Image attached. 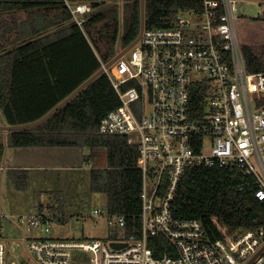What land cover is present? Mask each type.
Listing matches in <instances>:
<instances>
[{"label":"built area","instance_id":"2783aa9c","mask_svg":"<svg viewBox=\"0 0 264 264\" xmlns=\"http://www.w3.org/2000/svg\"><path fill=\"white\" fill-rule=\"evenodd\" d=\"M236 1L191 0L171 26H144L115 70H105L119 105L101 118L98 132L136 147L139 226L106 211L111 239H58L50 235V216H18L26 233L20 241L36 264H264V227L230 228L213 216L215 237L201 220L178 219L171 208L190 167L237 168L264 202V72L246 70ZM69 8L78 25L92 12L87 3ZM194 94L204 96L198 111ZM156 237L166 242L152 243ZM112 242L125 245L115 249ZM152 244L164 249L161 257ZM0 264L24 260H12L0 240Z\"/></svg>","mask_w":264,"mask_h":264},{"label":"trees","instance_id":"16d2710c","mask_svg":"<svg viewBox=\"0 0 264 264\" xmlns=\"http://www.w3.org/2000/svg\"><path fill=\"white\" fill-rule=\"evenodd\" d=\"M107 1L114 0H0V18L19 17L12 20L10 37L0 28V111L5 125L42 118L114 58L117 48L133 42L140 29V0H123L121 28L119 5L97 10ZM83 3L93 11L78 25L69 6ZM190 4L191 0H145V28L171 26L177 12ZM236 30L247 72H264V10L258 18H239ZM203 97L192 95L195 111ZM118 105L107 74L101 73L42 124L6 131L0 161L5 147L87 148L88 158L103 147L107 166L90 170L89 191L106 194L107 212L125 215L128 224L134 221L138 228L142 175L136 168V147L123 136L98 132L101 118ZM6 174L17 190L27 188V170L10 169ZM255 187L251 177L234 167H190L182 176L172 212L178 219L201 220L215 237L219 235L210 220L213 216L227 227L255 230L264 227V202L255 198ZM62 208V203L51 208L50 218L63 222ZM162 242V237L152 240L156 245ZM153 246L161 257L164 249Z\"/></svg>","mask_w":264,"mask_h":264},{"label":"rangeland","instance_id":"374dc122","mask_svg":"<svg viewBox=\"0 0 264 264\" xmlns=\"http://www.w3.org/2000/svg\"><path fill=\"white\" fill-rule=\"evenodd\" d=\"M113 3L120 6L121 28L123 0L107 1L97 10L109 8ZM263 4L264 0H237V14L246 19L258 18L262 14ZM18 18H0V28L5 30L7 37L13 31L15 22L12 20ZM113 70L114 65L109 68V71ZM4 120L0 111V126L5 125ZM5 135L6 131L0 130V143H5ZM8 152L14 155V160L30 167L25 190L15 188L7 178V168L0 171V240L7 245L12 260L16 261L21 256L24 264H36L20 241L26 233L18 226L17 217L37 213L49 216L50 209L59 207V203L63 205V222H53L50 234L53 238L110 239L112 229L105 213L106 194L91 193L88 179L91 169L107 166L105 148L94 149L91 158H88L90 150L87 148H9ZM8 165H12V162L4 164ZM95 209L102 210L104 214L95 216Z\"/></svg>","mask_w":264,"mask_h":264},{"label":"water","instance_id":"95a60500","mask_svg":"<svg viewBox=\"0 0 264 264\" xmlns=\"http://www.w3.org/2000/svg\"><path fill=\"white\" fill-rule=\"evenodd\" d=\"M144 17H145V0H140V29H139V33L137 37L133 40V42H131L127 47L123 49L117 48V54L115 55L114 58H112L109 62L104 64L93 76H91L83 84H81L78 88H76L70 95H68L65 99H63L60 103H58L54 108H52L42 118L38 119L35 122L28 123V124L15 125V126H10V125L0 126V130L12 131V130L28 129V128L36 127L42 124L43 122H45L57 110H59L62 106H64L67 102H69L73 97H75L88 84H90L98 75H100L101 73H104L105 70L109 69L120 56L126 53L138 41L144 29V20H145ZM124 245H125L124 243H115V242L111 243V246L115 249L122 248Z\"/></svg>","mask_w":264,"mask_h":264},{"label":"crops","instance_id":"0c3cea01","mask_svg":"<svg viewBox=\"0 0 264 264\" xmlns=\"http://www.w3.org/2000/svg\"><path fill=\"white\" fill-rule=\"evenodd\" d=\"M10 147H5L4 149V154H3V158L2 160L0 161V171H2L3 169L7 168L8 170L10 169H17V170H27L28 172V176H29V171H30V167L20 161H16L14 160V155L11 154L10 152H8V149ZM62 153V152H61ZM64 153V152H63ZM63 155V154H62ZM9 163L11 164L12 162V165H8V166H4L5 163ZM7 170V171H8Z\"/></svg>","mask_w":264,"mask_h":264}]
</instances>
